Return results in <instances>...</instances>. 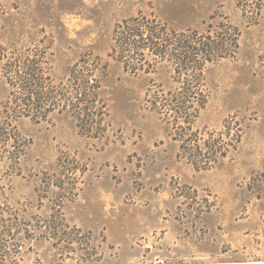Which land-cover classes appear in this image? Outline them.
I'll return each instance as SVG.
<instances>
[{
    "label": "rangeland",
    "instance_id": "obj_1",
    "mask_svg": "<svg viewBox=\"0 0 264 264\" xmlns=\"http://www.w3.org/2000/svg\"><path fill=\"white\" fill-rule=\"evenodd\" d=\"M0 124V264H264V0H0Z\"/></svg>",
    "mask_w": 264,
    "mask_h": 264
},
{
    "label": "trees",
    "instance_id": "obj_2",
    "mask_svg": "<svg viewBox=\"0 0 264 264\" xmlns=\"http://www.w3.org/2000/svg\"><path fill=\"white\" fill-rule=\"evenodd\" d=\"M148 25V24H146ZM146 25H142L140 23H138L136 21V19H131V20H127L122 22V24L118 25V27H123L124 32H123V37L119 38L117 35V30H116V39L123 42V46H128L129 48L132 47L134 49H138V47H140V43H144L143 41H150L153 45H158V47L156 46V51L157 54H161L163 51V49L161 48L162 46L160 45V43L156 42L157 40H165L168 38L164 39V36L160 37V35L163 34H154L151 31H148L147 35L144 36L143 35V31H147ZM173 36L175 38V41L177 43V47H175V54H174V59L176 61L177 66H179L182 70L184 71H188V69H194V70H199V63L200 61H202L201 59L203 58V55H207L209 53L210 54H215L216 52H218V50L222 49L223 47L225 48L226 43H224V41L221 39H213L212 41H210V37L207 36V38L205 39L204 36H199L197 34V32H192L191 34H186L184 32H173ZM16 59V58H15ZM19 62H22V64L18 63V66H15L13 70H9L7 71V75L10 77L11 82H12V78L17 77L20 78L22 80H24L27 84L29 85H35V87H33V90H28L27 88H23L24 87V82H20V85L22 86L21 88H18L19 90H22V95L17 96L18 100H19V104L22 108V112L25 116L31 117L33 119H40L42 117V115L45 114V110H43L42 112H38V108H41L42 103L44 102L45 96H44V92L42 90V86H41V75L44 76L45 72H40L38 69H30L28 65H25V61L24 60H29L26 58H18ZM17 60V62H18ZM13 71L15 72V75L13 74ZM24 75V76H23ZM40 76V77H39ZM49 78L45 77L46 79H48L49 81L50 76H48ZM181 79V78H180ZM185 80H188V77L184 78ZM90 81V79L88 80V82ZM18 87V86H17ZM51 93V92H50ZM34 99V105L32 106L33 108L30 110L29 109V102H31V100ZM47 99V98H46ZM45 99V100H46ZM191 103L190 101H186ZM192 104V103H191ZM88 109L87 112H80L82 115L86 114L87 116H89V113L91 112L90 108H84ZM36 110V111H34ZM2 125V124H0ZM1 128V127H0ZM5 129V127H4ZM3 129V130H4ZM58 228H55V231L59 233ZM1 259L3 258V253L1 254Z\"/></svg>",
    "mask_w": 264,
    "mask_h": 264
}]
</instances>
